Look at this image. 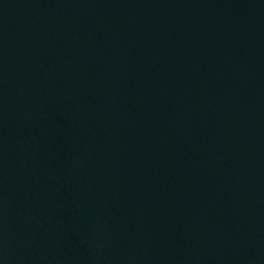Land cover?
<instances>
[{"label":"water","instance_id":"1","mask_svg":"<svg viewBox=\"0 0 264 264\" xmlns=\"http://www.w3.org/2000/svg\"><path fill=\"white\" fill-rule=\"evenodd\" d=\"M0 264H264V0H0Z\"/></svg>","mask_w":264,"mask_h":264}]
</instances>
